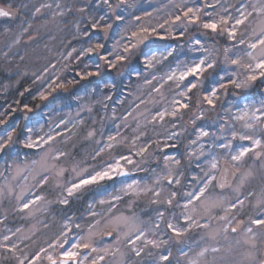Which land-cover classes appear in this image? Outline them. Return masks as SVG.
I'll list each match as a JSON object with an SVG mask.
<instances>
[{
	"label": "clouds",
	"instance_id": "1",
	"mask_svg": "<svg viewBox=\"0 0 264 264\" xmlns=\"http://www.w3.org/2000/svg\"><path fill=\"white\" fill-rule=\"evenodd\" d=\"M261 39L264 0H0V264H264Z\"/></svg>",
	"mask_w": 264,
	"mask_h": 264
},
{
	"label": "snow or ice",
	"instance_id": "2",
	"mask_svg": "<svg viewBox=\"0 0 264 264\" xmlns=\"http://www.w3.org/2000/svg\"><path fill=\"white\" fill-rule=\"evenodd\" d=\"M184 17L188 18L189 23H197L199 22V15L196 12V9L193 7H186V10L183 12ZM180 20V16L177 15L174 19L175 21H179ZM225 23H227V21H225ZM237 24H241L243 23V20H238L236 22ZM205 29L211 30L213 32L217 31L220 27L219 22H208L205 23L204 25ZM93 28H95V25H93ZM133 35H136L135 33ZM229 35L230 36H235V31L234 30H229ZM160 38H164V37H160ZM258 44H264V39H261L257 42ZM251 47L255 48L257 47V44H252ZM122 59V58H121ZM257 69H261L264 70V60L260 61L259 63H257L256 65ZM200 71V65H196L193 68H191L189 70V72L184 74L185 78L193 73H197ZM248 79L250 81H257L259 79H264V71H261L259 73V75H250L248 77ZM209 103H211V101H209ZM27 107V106H25ZM259 119L264 120V117H259ZM251 140V138H249ZM260 143L259 140H256L253 144L252 147L245 149L244 151H241L239 156H235L233 157V159L235 160H239L241 157L245 156L248 152L254 151L255 147L258 146ZM29 148L35 147L34 144H29L27 145ZM106 179H111V173L109 171H103V172H98L94 175H88L85 176L84 178L80 179L79 182L74 183L68 190V194L71 195L72 193L81 190V189H85L91 185H98L103 183ZM3 196V192L0 191V198H2ZM40 199V196L37 195L36 197H34L32 200L29 201H22L21 202V207H20V211H27L31 208L32 204L36 203L37 200ZM197 199H199V197H197ZM65 203H67L65 201ZM101 203H104V201L102 200ZM185 223H187V218L185 220ZM251 223L253 225H255L256 227H260L262 225H264V218L261 217H256L253 218L251 220ZM169 228L171 229V231L173 232L174 235H182V233L175 228H172L171 225H169ZM232 232H236V228H232L231 229ZM248 231H251V229H248ZM94 235V234H93ZM91 239L92 237L89 236L88 240L86 242H72V241H64L61 242L59 240H57L55 243L51 244L50 246L55 248V247H59L60 248V252H59V257L57 259V257L53 256L52 254H47L46 259L48 261V264H80V251L81 250H88L91 249V251L95 252L97 251L95 248L91 247ZM12 238L10 236L5 235L4 236V243H0V249L3 250V252L5 253H11V254H15L17 252V246L11 242ZM7 242H11V246H9V243ZM65 245H70V247H65ZM215 250V249H214ZM47 249H40V251L38 253H34L32 257H28L27 260V264H37V262L41 259V253H47ZM104 251H108V249H105ZM137 255H140V253L138 252ZM162 259L167 262L171 259L170 256H163ZM104 260L103 256H98L96 258L95 261H93V264H98V262H102ZM18 264H25V261L23 259H18Z\"/></svg>",
	"mask_w": 264,
	"mask_h": 264
},
{
	"label": "rangeland",
	"instance_id": "3",
	"mask_svg": "<svg viewBox=\"0 0 264 264\" xmlns=\"http://www.w3.org/2000/svg\"><path fill=\"white\" fill-rule=\"evenodd\" d=\"M6 234V233H5ZM15 238L13 237L12 238V240H11V242H13V240H14ZM11 242H7V243H9V246H11ZM20 247H23V245H20ZM46 247V246H45ZM65 247H70V245H65ZM3 251V250H2ZM38 253V252H37ZM41 255H42V253H41ZM33 255H31L30 257H32ZM7 263V262H6ZM26 264H27V262H26Z\"/></svg>",
	"mask_w": 264,
	"mask_h": 264
},
{
	"label": "trees",
	"instance_id": "4",
	"mask_svg": "<svg viewBox=\"0 0 264 264\" xmlns=\"http://www.w3.org/2000/svg\"><path fill=\"white\" fill-rule=\"evenodd\" d=\"M7 264V263H6Z\"/></svg>",
	"mask_w": 264,
	"mask_h": 264
}]
</instances>
